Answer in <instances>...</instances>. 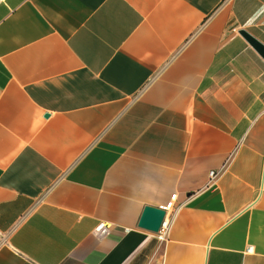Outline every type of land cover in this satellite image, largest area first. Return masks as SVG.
Segmentation results:
<instances>
[{"label": "crops", "instance_id": "obj_1", "mask_svg": "<svg viewBox=\"0 0 264 264\" xmlns=\"http://www.w3.org/2000/svg\"><path fill=\"white\" fill-rule=\"evenodd\" d=\"M239 29L264 44V0H0V264H264ZM171 192L159 241L137 220Z\"/></svg>", "mask_w": 264, "mask_h": 264}, {"label": "water", "instance_id": "obj_2", "mask_svg": "<svg viewBox=\"0 0 264 264\" xmlns=\"http://www.w3.org/2000/svg\"><path fill=\"white\" fill-rule=\"evenodd\" d=\"M241 35L264 58V44L245 29H239ZM264 187V182H263ZM164 210L159 206L145 204L137 220V225L155 231L158 228Z\"/></svg>", "mask_w": 264, "mask_h": 264}, {"label": "built area", "instance_id": "obj_3", "mask_svg": "<svg viewBox=\"0 0 264 264\" xmlns=\"http://www.w3.org/2000/svg\"><path fill=\"white\" fill-rule=\"evenodd\" d=\"M214 174L215 172L213 170H209L208 172L209 178H212ZM174 197H175V192H171L169 194L168 199L163 204L159 205V207L164 210L158 228L154 231L155 238L159 241H162L165 238L167 230L169 228L171 218L175 209V206L173 204ZM108 229H109V223L99 220L94 225L92 232L95 234V236L100 237L106 234L108 232ZM250 248L251 246L248 245L246 247V250H250Z\"/></svg>", "mask_w": 264, "mask_h": 264}]
</instances>
